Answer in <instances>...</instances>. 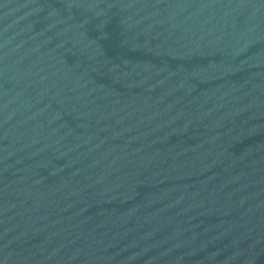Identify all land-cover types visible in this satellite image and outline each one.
<instances>
[{"label": "water", "instance_id": "95a60500", "mask_svg": "<svg viewBox=\"0 0 264 264\" xmlns=\"http://www.w3.org/2000/svg\"><path fill=\"white\" fill-rule=\"evenodd\" d=\"M0 264H264V0H0Z\"/></svg>", "mask_w": 264, "mask_h": 264}]
</instances>
